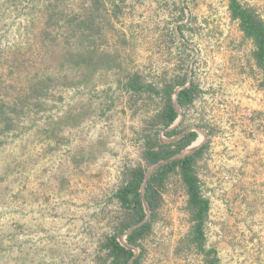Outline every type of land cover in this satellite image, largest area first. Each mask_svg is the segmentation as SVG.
<instances>
[{
	"label": "rangeland",
	"instance_id": "374dc122",
	"mask_svg": "<svg viewBox=\"0 0 264 264\" xmlns=\"http://www.w3.org/2000/svg\"><path fill=\"white\" fill-rule=\"evenodd\" d=\"M103 1L110 15L97 19L100 47L121 68L67 87L61 56L72 41L61 18L83 13L87 0H0V97L23 98L34 75L53 79L12 128L0 124V264H92L121 169L139 161L136 137L148 115L141 101L129 105L124 77L137 72L160 86L178 67L201 91L174 125L198 131L187 149L207 143L197 170L210 202L206 246L220 264H264V98L252 44L230 19L228 0ZM240 2L264 19V0ZM20 56L28 60L21 73L9 68ZM163 198L142 264H203L180 244L190 224L177 179Z\"/></svg>",
	"mask_w": 264,
	"mask_h": 264
},
{
	"label": "trees",
	"instance_id": "16d2710c",
	"mask_svg": "<svg viewBox=\"0 0 264 264\" xmlns=\"http://www.w3.org/2000/svg\"><path fill=\"white\" fill-rule=\"evenodd\" d=\"M227 10L230 19L237 23L243 38L252 44L251 58L259 72L257 89L264 98V19L254 8L243 5L240 0H228ZM181 11L183 12V8ZM65 14V19L61 18L63 26L60 27L65 30L61 32L72 41L61 56L62 62L67 63L65 73L61 75V79L67 84L63 83L65 86L88 83L96 73L121 68L118 57L101 50L100 47L104 42L106 44V41L102 35L101 23L97 19L103 16H105L103 19H108L110 15L103 0H87L83 13L71 11ZM45 25L50 32L57 26L52 11L47 15ZM178 32L182 35V25L178 27ZM20 57H14L9 68L21 73L28 70L26 64L28 60ZM187 83L186 73L181 67H178L172 77L164 79L160 86L147 81L137 72L124 77L123 89L128 95L129 105L131 103L132 107L141 101V106L147 108L148 115L136 137L140 148L139 161L135 164H126L121 169L120 184L113 195L117 207L104 216L103 220H106L109 232L101 235L92 256V264H128L135 254V249H139V254L130 264H142L144 255L142 242L150 236L154 224L159 219L164 202L163 195L173 178L178 180L186 196L185 211L190 224L180 244L195 250L202 257L203 264H220L216 250L206 246V223L210 202L203 194L197 171L198 163L206 153L207 143L183 159L157 168L148 179L143 198L141 197L147 170L160 161L169 160L180 154L197 138L196 131L185 133L187 128L181 126L183 122L168 131L180 115L174 107L173 96L176 89L179 90L175 99L183 117L200 95L201 91L194 82L183 88ZM52 85L51 76L34 75L28 79L23 98L6 100L0 97V124L7 130L12 128L15 120L24 113L29 104L27 101L38 103L41 98L48 96ZM161 135L166 138L182 136L175 142L162 143ZM147 216L149 219L145 224L124 238V246L119 239Z\"/></svg>",
	"mask_w": 264,
	"mask_h": 264
},
{
	"label": "water",
	"instance_id": "95a60500",
	"mask_svg": "<svg viewBox=\"0 0 264 264\" xmlns=\"http://www.w3.org/2000/svg\"><path fill=\"white\" fill-rule=\"evenodd\" d=\"M189 84H190V81L188 80V83H187L183 88L188 87ZM178 90H179V89H176L175 94H174V96H173V98H174V107H175L177 113H179V111H180V110H179V107H178V105H177L176 99H175V95H176V93L178 92ZM174 124H175V123H174ZM174 124H173L170 128H168V131H169V130H172L173 128H175V125H174ZM188 131H196V132L198 133V131H197L196 129H193V130H187V131H185V133L188 132ZM182 135H183V134H182ZM182 135L177 136V137H175V138H173L172 140H169V141H165V140L162 139L161 142H162V143H172V142H175L176 140H178ZM197 149H198V148H197ZM195 150H196V148H195V149H187V148H186L184 151H182L180 154L174 156L173 158H171V159H169V160H166V161H160V162H158L157 164L152 165V166L147 170V172H146V174H145L144 181H143L142 188H141V197L143 198L144 187L146 186V183H147L148 179L150 178L151 174H152L157 168H159L160 166H162V165H164V164H167V163H169V162H172V161H175V160L183 159V158L186 157L187 155L192 154ZM144 206H145L146 212L148 213V209H147V207H146V204H144ZM148 219H149V217L147 216V217H146L141 223H139L138 225H135V226L131 227V228L126 232L124 238H125L129 233L133 232L134 230H136L137 228H139L140 226H142L143 224H145V223L148 221ZM123 245L125 246V244H123ZM127 247H128V246H127ZM134 251H135V250H134ZM136 256H137V254L135 253L134 256H133V258L130 260V262H129L128 264L132 263V262L134 261V259L136 258Z\"/></svg>",
	"mask_w": 264,
	"mask_h": 264
}]
</instances>
